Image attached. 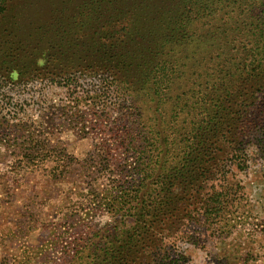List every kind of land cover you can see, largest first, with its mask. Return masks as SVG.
<instances>
[{"label": "trees", "instance_id": "obj_1", "mask_svg": "<svg viewBox=\"0 0 264 264\" xmlns=\"http://www.w3.org/2000/svg\"><path fill=\"white\" fill-rule=\"evenodd\" d=\"M10 1L0 0V140L17 146L23 135L24 148L3 176L25 182L55 157L42 175L67 177L57 167L69 155L40 148L41 124L11 106L15 85L47 81L61 89L68 124L94 142L91 172L108 181L105 201L90 183L91 211H113L75 243L70 264H180L166 239L194 212L211 227L226 197L212 186L184 203V192L245 168L248 144L264 152V0H80L90 32L74 30L69 44L57 17L72 0H49L47 39L20 27L23 5ZM114 165L120 179L111 180Z\"/></svg>", "mask_w": 264, "mask_h": 264}, {"label": "rangeland", "instance_id": "obj_2", "mask_svg": "<svg viewBox=\"0 0 264 264\" xmlns=\"http://www.w3.org/2000/svg\"><path fill=\"white\" fill-rule=\"evenodd\" d=\"M77 1L80 0L69 2L57 17L62 27L56 34L63 36L64 43L76 42L74 30L81 28L82 33L90 32L80 22L83 21L80 19L82 8ZM18 2L8 3L13 9L23 5L22 15L19 14L15 21L20 27L33 28L30 33L36 38H44L48 31L41 26L55 20L50 19L48 13L49 0ZM69 10L72 11L68 14ZM75 23H78L76 27ZM71 47L76 52L82 45ZM14 87L17 93L10 94L13 97L11 106L17 104L21 109L20 116L25 120L41 124L33 134L37 135L34 139L42 141L40 148L49 150L51 155L64 149L69 157L59 161L63 167H57V170L64 168L67 177L63 179L49 181L42 175L41 168H56L54 157L40 164L38 176L33 179L12 181L3 173L9 171L15 161L14 149L24 148L21 145L24 136L20 135L17 146L0 140V264H70L75 243L94 231L97 224L112 219L113 211L102 205L95 213L91 211L94 203L105 201L108 181L106 183L91 172L92 167H88L94 142L90 135H82L79 126H74L73 122L68 124L70 118L63 109L69 107L61 89L47 81ZM44 142L48 144L43 146ZM254 149L252 144L247 145L249 157L245 168L231 169L221 184L219 180L198 182L195 193L184 192V203L193 202L212 186L226 192V197L222 201L225 206L223 216L221 219L215 217L211 227L208 228L194 212L195 219L185 221L183 231L166 239L165 249L173 255H182L180 264H264V152ZM116 168L115 165L108 168L111 180L119 178L115 174ZM225 170L229 171L228 168ZM90 183L99 194L94 203L89 200L92 196L87 195ZM80 194L85 197L80 198Z\"/></svg>", "mask_w": 264, "mask_h": 264}]
</instances>
